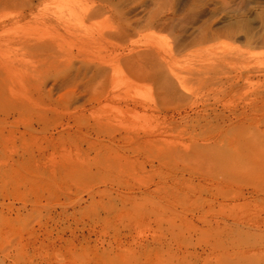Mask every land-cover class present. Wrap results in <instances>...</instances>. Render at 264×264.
<instances>
[{"label": "rangeland", "instance_id": "374dc122", "mask_svg": "<svg viewBox=\"0 0 264 264\" xmlns=\"http://www.w3.org/2000/svg\"><path fill=\"white\" fill-rule=\"evenodd\" d=\"M263 136L264 0H0V264H264Z\"/></svg>", "mask_w": 264, "mask_h": 264}, {"label": "bare ground", "instance_id": "6f19581e", "mask_svg": "<svg viewBox=\"0 0 264 264\" xmlns=\"http://www.w3.org/2000/svg\"><path fill=\"white\" fill-rule=\"evenodd\" d=\"M102 67V66H101ZM103 68V67H102ZM239 70V69H238ZM103 88V87H102ZM106 88V87H105ZM104 89V88H103ZM104 92V91H103ZM97 94V93H96ZM99 95V94H98ZM106 95V94H105ZM108 95V94H107ZM94 96H97V95H94ZM100 96V95H99ZM98 96V97H99ZM105 97V96H104ZM108 97V96H106ZM95 100H97L96 98H94ZM101 102V101H100ZM232 129V128H231ZM223 132V131H222ZM208 133V132H207ZM217 133V132H216ZM221 133V132H220ZM214 134V133H213ZM212 134V135H213ZM223 135V134H222ZM211 136V135H210ZM208 135H206V137H201L202 140H204V142H207L205 143L206 145L210 142H212L211 140H213L212 138L214 137L211 136L210 137ZM193 137V135H192ZM264 137V136H263ZM152 139V138H150ZM219 139V137H218ZM216 140V139H215ZM216 143V142H214ZM213 143V144H214ZM263 143V141H262ZM181 144V143H179ZM183 144V143H182ZM201 144H204V143H201ZM172 145V144H171ZM254 145V144H253ZM261 145V144H259ZM176 146V145H175ZM203 146V145H202ZM255 146V145H254ZM262 146V145H261ZM183 147V146H182ZM192 147V146H191ZM194 147V146H193ZM192 147V148H193ZM199 147V146H198ZM207 147V146H206ZM172 149V148H170ZM181 148H179L180 150ZM184 149V148H183ZM190 149V148H189ZM185 150V149H184ZM183 150V151H184ZM197 151V149H196ZM262 151V150H261ZM216 152V151H215ZM197 154V153H196ZM199 154V153H198ZM258 155V154H257ZM219 156V155H218ZM245 156V155H244ZM254 156V155H253ZM255 157V156H254ZM254 157H251L250 158H254ZM259 157H261V155L259 154ZM264 157V155H263ZM246 158V157H244ZM243 156L241 157V159H235V163L232 165L231 164H227L225 166V162H224V167H222L220 169V175L222 174L223 176L221 177V179H218L219 181H217L218 183H225L227 185H230L231 187L236 184L239 180L240 182L243 180L244 182H242L243 184L245 183V181L247 182V180L249 181V183L251 182V184L253 185V191L251 192V194H254L253 192H259L261 191L262 193H264V160H262L260 158V160L258 158L254 159V160H247V159H244ZM233 160V159H232ZM230 161V160H229ZM234 161V160H233ZM212 167V166H211ZM221 167V166H220ZM217 170V168H216ZM214 171V170H213ZM219 172H216L219 173ZM211 173H209L210 175ZM215 174V176H216ZM213 175V174H212ZM203 177V176H202ZM206 178V177H205ZM213 179V178H212ZM213 181V180H212ZM214 184V183H213ZM242 184V185H243ZM246 184V183H245ZM251 185V186H252ZM241 186V185H240ZM249 186V185H247ZM219 188V187H218ZM233 189V188H232ZM220 193V192H219ZM236 195H234V198L235 199H239V198H243L244 201L247 200L249 197L246 196L245 193H243V191L241 189L237 190V192H235ZM256 195V194H255ZM251 196V195H250ZM254 196V195H252ZM251 196V197H252ZM233 198V199H234ZM248 201V200H247ZM250 202V201H248ZM248 202H244L243 204H247ZM242 205V204H241ZM235 218V217H234ZM250 218V217H249ZM253 225L257 226V227H262L264 226V221L262 222H259L258 220L254 221L253 222ZM261 230V229H260ZM259 235V234H258ZM258 240V239H257Z\"/></svg>", "mask_w": 264, "mask_h": 264}]
</instances>
